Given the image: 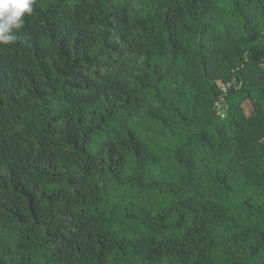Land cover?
Returning a JSON list of instances; mask_svg holds the SVG:
<instances>
[{
    "label": "trees",
    "instance_id": "obj_1",
    "mask_svg": "<svg viewBox=\"0 0 264 264\" xmlns=\"http://www.w3.org/2000/svg\"><path fill=\"white\" fill-rule=\"evenodd\" d=\"M23 19L0 45V264H264V0Z\"/></svg>",
    "mask_w": 264,
    "mask_h": 264
},
{
    "label": "clouds",
    "instance_id": "obj_2",
    "mask_svg": "<svg viewBox=\"0 0 264 264\" xmlns=\"http://www.w3.org/2000/svg\"><path fill=\"white\" fill-rule=\"evenodd\" d=\"M34 0H0V45L15 40L14 32L24 24V16L33 11Z\"/></svg>",
    "mask_w": 264,
    "mask_h": 264
},
{
    "label": "rangeland",
    "instance_id": "obj_3",
    "mask_svg": "<svg viewBox=\"0 0 264 264\" xmlns=\"http://www.w3.org/2000/svg\"><path fill=\"white\" fill-rule=\"evenodd\" d=\"M244 109L246 112H248L250 110V107H248L247 104L244 105ZM217 111L219 114L224 115L225 114V110L223 109V107L221 105L217 106Z\"/></svg>",
    "mask_w": 264,
    "mask_h": 264
}]
</instances>
